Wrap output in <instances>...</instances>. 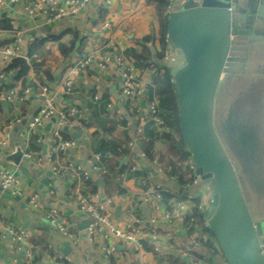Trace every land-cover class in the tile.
<instances>
[{
    "label": "crops",
    "instance_id": "1",
    "mask_svg": "<svg viewBox=\"0 0 264 264\" xmlns=\"http://www.w3.org/2000/svg\"><path fill=\"white\" fill-rule=\"evenodd\" d=\"M200 2L175 0L173 12L196 8ZM3 3L0 46L20 38V57L25 60L23 68H28V73L16 82L21 69L13 66L15 70H9L11 66L0 63V87H12L8 95L0 97V138L7 137V146L0 148V157L11 156L16 150L24 156L17 168L0 162V170L14 174L26 195L38 196L42 209L32 210L25 199L0 191V224H8L26 235L29 264H224L215 242L205 237L204 241L212 243L211 249L206 248L200 241L202 237L184 226L183 216L169 222L163 220V212L172 205L168 196L162 199L159 212L135 198L145 185L191 196L203 212L209 209L211 200L207 183L198 179L197 185L187 189L177 183L176 176L181 181L194 177L183 174L187 168L191 175L193 172L189 154L177 138L170 141L172 133L165 127L157 128L147 121L140 123L141 117L150 118L148 88L154 70H173L166 60L171 57V48L167 45L163 60H153L146 69H137L135 61L125 54L129 50L141 52L142 48L152 55L160 51V12L164 0H92L74 17L52 25H46L42 18H26L19 3L12 4L9 0ZM146 38L152 41L140 45ZM107 54H123L134 62L144 97L136 96L133 100L124 97L121 71L114 63L105 70L98 69V62ZM85 58L90 59L88 66L72 74L75 64ZM64 83L69 84L70 93L55 98V106L60 113L76 112L59 130L61 138L73 142L74 148L52 156L50 161L48 154L55 146L52 133L58 121L54 118L34 130H29L28 123L43 107L39 90L46 87L53 95ZM11 94L15 97L9 102L6 98ZM130 143L134 145L132 150L127 148ZM144 153L149 159L155 158L160 169L143 163L140 155ZM26 155L30 158H25ZM67 163L84 171L81 182L53 176L54 166ZM92 165L104 169L106 174L92 172ZM132 166L137 168L135 173L128 172ZM118 172L120 176L116 179ZM75 190L102 206V215L111 221L132 223L143 235L150 229L149 221L154 220L158 244L154 248L143 238L141 251L120 250L122 261L106 257L87 235L90 220L69 199ZM49 209L56 210L68 227L72 234L70 241L49 224L46 219ZM261 246L264 255L263 241ZM26 263L22 248L17 251L0 228V264Z\"/></svg>",
    "mask_w": 264,
    "mask_h": 264
},
{
    "label": "water",
    "instance_id": "2",
    "mask_svg": "<svg viewBox=\"0 0 264 264\" xmlns=\"http://www.w3.org/2000/svg\"><path fill=\"white\" fill-rule=\"evenodd\" d=\"M166 34L177 61L170 78L179 138L193 176L211 192L203 220L224 264H264V210L254 218L250 215L236 170L213 126L215 99L227 66H233L234 74L247 66L253 82L249 94H256L250 97L255 105L258 99L264 102V0H201L196 8L169 14ZM24 64L23 58H14L6 65L22 69ZM258 145L264 151V132ZM23 157L16 150L0 162L17 168Z\"/></svg>",
    "mask_w": 264,
    "mask_h": 264
},
{
    "label": "built area",
    "instance_id": "3",
    "mask_svg": "<svg viewBox=\"0 0 264 264\" xmlns=\"http://www.w3.org/2000/svg\"><path fill=\"white\" fill-rule=\"evenodd\" d=\"M92 0H9L10 3H19L22 6L23 15L26 18H42L46 25H52L56 22L67 20L75 15H77L84 7L90 4ZM165 1V15L168 16L173 12V7L175 5V0H164ZM4 5L3 0H0V8ZM43 39V37L41 38ZM167 40V38H166ZM21 44V39H15L10 45L0 46V63L6 64L14 58H21L19 47ZM151 47L150 44L147 45ZM89 58L78 61L75 64L72 74L80 72L84 67L88 66ZM166 60L173 66L177 61L173 55L166 58ZM114 63L121 71V81L122 87L121 92L125 98L133 100L136 96L144 97L145 94L142 93L143 88L141 86L140 80L136 74V68L134 67V62L123 56V54H118L111 56L109 54L105 55L102 60L97 64L99 70H105V68ZM2 77H0V81ZM69 84L64 83L61 87H57L54 90L53 95L49 94L48 88L44 87L39 90L38 97L43 101V107L38 111V113L33 116V118L28 123L29 130L43 128L44 124L52 119L58 121L57 128L53 130L52 139L55 141V146L49 151L48 160H50L58 154L65 150H71L74 148V143L65 141L60 136V129L67 125V118H72L76 112L75 110H70L67 113H60L55 106V98L69 95ZM15 97V94H11L7 101H11ZM96 100V98L94 99ZM147 109L150 114L148 117L140 118V123L145 124L152 123L157 128L162 125L161 118L159 117L160 112L158 109V104L155 100L149 101L147 104ZM134 113L138 116V109L134 110ZM166 131H169L167 128ZM7 146V137L0 138V148L4 149ZM134 147L133 143L128 144L127 148L132 150ZM25 158L29 159L30 156L26 155ZM53 158L50 160L52 161ZM98 158V156H95ZM140 160L155 168L160 169L157 160L149 159L144 154L140 155ZM191 169V167H190ZM90 170L100 176L106 174L105 170L92 165ZM137 171L136 166H132L128 172L135 173ZM192 171V169H191ZM53 176L57 177H68L72 182H81V178L84 176V171L71 163H67L64 166H54L52 169ZM127 176V171L125 173ZM198 179L193 178L192 182L184 185L183 189H187L190 186H195L198 184ZM0 191L7 193L13 198L25 199L27 204L32 210H41L42 207L39 203V198L36 195H26L21 188V185L14 174L0 170ZM164 196H168L169 202H171L170 209H165L162 218L164 221L169 222L172 220H178L182 216L185 217L191 212L192 197L191 196H181L162 189L161 187L148 188L142 185L139 191L135 194V198L146 206H149L154 212H159L161 208V202ZM69 199L72 200L80 212L84 213L90 222L86 228L88 237L92 242L99 245L102 253L108 258H114L116 261H122L124 256L122 255V250L136 248L138 251L142 250L143 238L151 242V245L155 246L158 244V239L156 238V230L154 228V220L149 221L150 229L146 235H143L141 231L135 229L131 224H119L111 221L106 216L102 215V206L97 203H92L88 198L82 195L79 190H75ZM198 212L203 213V209L198 206L195 207ZM46 219L49 224L55 228L57 233L61 235L67 241L72 239V234L66 227L65 223L61 221L58 217L56 210L49 209L46 212ZM133 223H136L135 221ZM190 226L194 227L193 218L190 219ZM0 228L3 234L8 235L12 246L19 251L22 248L24 256L26 259V264H29L31 260V255L25 250V239L26 235L19 230H15L12 226L8 224H0ZM195 242V241H194ZM194 247L198 245L193 243ZM121 250V251H120Z\"/></svg>",
    "mask_w": 264,
    "mask_h": 264
},
{
    "label": "rangeland",
    "instance_id": "4",
    "mask_svg": "<svg viewBox=\"0 0 264 264\" xmlns=\"http://www.w3.org/2000/svg\"><path fill=\"white\" fill-rule=\"evenodd\" d=\"M170 54L173 55L172 50ZM247 58L254 60L251 55ZM176 65L177 62L173 69ZM232 67H226L217 91L213 126L236 170L246 205L254 218L264 210V151L258 145L264 132V102L258 99L255 105L250 97L256 94H249L253 82L250 75L248 78L247 66L239 68L236 74Z\"/></svg>",
    "mask_w": 264,
    "mask_h": 264
},
{
    "label": "trees",
    "instance_id": "5",
    "mask_svg": "<svg viewBox=\"0 0 264 264\" xmlns=\"http://www.w3.org/2000/svg\"><path fill=\"white\" fill-rule=\"evenodd\" d=\"M165 2V1H164ZM164 13V17L161 16V14ZM168 16L165 15V4H163V11L160 12V51L158 53H155L152 55L146 48H142L141 52H137L134 50H129L126 52V56L132 58L135 61V65L137 66V69H146L149 68L152 61H162L163 57L166 53L167 48V40H166V22H167ZM149 38H146L142 41L140 45H145L148 42H151ZM9 70H15L13 66L9 68ZM28 73V68H23L18 72L17 77L15 78V81L18 82L21 79H24ZM14 87V86H13ZM10 90H12V87H0V97L8 95L10 93ZM148 100L152 101L155 100L158 104V111L160 112L159 117L161 118L162 125L159 126L160 128H167L171 133V138H177V142L180 146L184 147L178 134V120H177V107L175 104L176 97H175V88L172 84V80L170 78V70L168 69H155L154 73L151 77L150 86L148 88ZM175 142V141H173ZM145 156H147L146 153H144ZM117 166V163H115ZM118 170V169H117ZM120 170V169H119ZM174 173V171H172ZM184 176H193L192 173L186 169L185 173H183ZM120 172L117 173L116 179L119 178ZM194 177H191L185 181H181L177 176V183L184 186L192 182ZM193 208L191 209V212L188 213L184 217V226L187 227V229L193 233V231H196V233L202 237L200 240L201 243L206 247L211 249L213 238L210 235L206 222L203 220L202 212H198L195 207H198L197 202H192ZM193 218L194 220V227L190 226V219ZM205 237H209L212 243L208 241H204L203 239Z\"/></svg>",
    "mask_w": 264,
    "mask_h": 264
},
{
    "label": "flooded vegetation",
    "instance_id": "6",
    "mask_svg": "<svg viewBox=\"0 0 264 264\" xmlns=\"http://www.w3.org/2000/svg\"><path fill=\"white\" fill-rule=\"evenodd\" d=\"M215 106V105H214ZM239 114V113H238Z\"/></svg>",
    "mask_w": 264,
    "mask_h": 264
}]
</instances>
